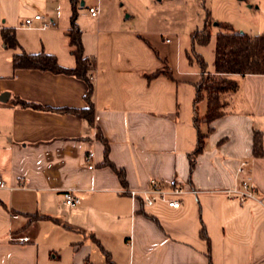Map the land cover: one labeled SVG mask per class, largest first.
<instances>
[{
    "label": "crops",
    "instance_id": "crops-1",
    "mask_svg": "<svg viewBox=\"0 0 264 264\" xmlns=\"http://www.w3.org/2000/svg\"><path fill=\"white\" fill-rule=\"evenodd\" d=\"M79 2L84 52L96 61L94 123L83 114L86 81L13 64L24 50L76 66L71 0H0V94L9 93L0 100V264H264V73L229 75L238 87L221 95L225 113L197 126L195 108L203 117L208 99L195 104L203 72L188 45L127 24L104 0ZM244 2L224 22L264 35V0ZM7 28L18 48L4 42ZM199 129L208 135L191 170ZM255 131L263 155L254 154ZM152 179L188 190L181 206L144 205L134 193ZM244 180L254 197L241 201L228 190ZM67 190L81 199L75 209L63 203Z\"/></svg>",
    "mask_w": 264,
    "mask_h": 264
},
{
    "label": "trees",
    "instance_id": "trees-1",
    "mask_svg": "<svg viewBox=\"0 0 264 264\" xmlns=\"http://www.w3.org/2000/svg\"><path fill=\"white\" fill-rule=\"evenodd\" d=\"M73 13L71 16V25L67 31L71 53L76 58V66L67 68L59 64L57 57L46 52L30 54L24 50L16 52L13 56V64L15 69H37L52 73H62L76 76L88 84V91L85 96L88 102V108L83 110L84 116L94 123L95 107L93 101L94 94V74L96 71V61L85 55L84 45L82 41V30L77 22L78 17V0H71ZM210 14L208 13L205 25L202 29H198L191 34L192 48L196 44H207L211 38ZM220 31L216 35V57L215 72L207 71V64L204 58L197 52H193V56L188 51V57L191 61L198 62L203 76L197 85V95L195 104L205 96L208 99V108L203 117L199 116L195 108V123L197 126L201 122L211 123L223 116L225 102L221 99L223 93L234 91L237 89V81L231 79V74H262L264 73V35H252L244 31H237L232 23L217 22ZM4 42L8 47L18 48L19 42L16 32L13 28H7L3 31ZM162 72V71H161ZM158 74V72L156 73ZM15 102L21 106L43 109L39 104L24 101L15 98ZM53 111H66L67 108H48ZM207 133H202L199 129L198 144L194 152L190 155V167L193 170L196 162V156L203 150L206 143ZM99 137L103 139L99 133ZM106 145V163L111 165L125 182L124 173L117 169L108 158L109 144L103 139ZM254 154L263 155V137L261 132L255 131L254 135ZM201 236L208 240L209 237L205 230H202Z\"/></svg>",
    "mask_w": 264,
    "mask_h": 264
},
{
    "label": "rangeland",
    "instance_id": "rangeland-1",
    "mask_svg": "<svg viewBox=\"0 0 264 264\" xmlns=\"http://www.w3.org/2000/svg\"><path fill=\"white\" fill-rule=\"evenodd\" d=\"M84 0H80V5ZM95 0H88V4ZM112 7L115 16L136 28L158 32L166 41L177 37L189 47L188 51L199 53L207 64V71L214 70L216 35L220 27L215 23L228 21L238 14L240 4L248 5L244 0H104ZM208 13L210 14L211 38L207 44H196L191 51V34L202 29ZM160 32V33H159ZM194 57V56H193ZM197 63V62H196Z\"/></svg>",
    "mask_w": 264,
    "mask_h": 264
},
{
    "label": "built area",
    "instance_id": "built-area-1",
    "mask_svg": "<svg viewBox=\"0 0 264 264\" xmlns=\"http://www.w3.org/2000/svg\"><path fill=\"white\" fill-rule=\"evenodd\" d=\"M89 10L93 16H97L99 14V8L98 7H91ZM33 19L40 20V19H42V15L36 14L32 18H27L24 21L23 25H25V26L31 25L33 22ZM43 26L48 27L49 24L44 23ZM167 41H169V39H167ZM93 155L94 154L92 152H89L87 154V156H86L87 162H89V163L91 162ZM245 165H246L245 162L241 163V165L239 167L240 173H242L244 171ZM3 186H5V183L2 181V179H0V187H3ZM228 191L231 194L232 193L237 194V197L241 201L246 200L248 197H254L253 191L250 189V185H249V182L247 180H244L242 182V189L235 188V189H229ZM188 192H189L188 190H186L184 187H182L180 185L167 186V185L161 183L160 181H158L156 179H152L149 183V186L146 189L139 191V192H135L134 194L141 195L143 202H144V205H146V206H153L158 201H165L170 206L178 208L182 204L180 197L182 195H184L185 193H188ZM63 203L67 208L75 209L81 203V199L76 195L75 191L67 190L64 192ZM20 240L21 241H28L29 237H27V236L21 237Z\"/></svg>",
    "mask_w": 264,
    "mask_h": 264
},
{
    "label": "water",
    "instance_id": "water-1",
    "mask_svg": "<svg viewBox=\"0 0 264 264\" xmlns=\"http://www.w3.org/2000/svg\"><path fill=\"white\" fill-rule=\"evenodd\" d=\"M82 4H83V2H82ZM215 24L217 25V23H215ZM8 98H9V93H2V94H0V100L1 101H7Z\"/></svg>",
    "mask_w": 264,
    "mask_h": 264
}]
</instances>
